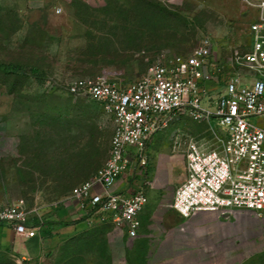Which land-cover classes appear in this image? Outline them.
<instances>
[{"label":"rangeland","instance_id":"374dc122","mask_svg":"<svg viewBox=\"0 0 264 264\" xmlns=\"http://www.w3.org/2000/svg\"><path fill=\"white\" fill-rule=\"evenodd\" d=\"M254 19L243 0H0V206L23 202L33 220L57 218L72 189L110 157L113 119L53 83H134L159 58L187 56L205 38L227 64L248 52ZM191 137L208 140L207 126L184 117L151 140L145 178L155 183L137 238L77 223L42 260L19 261L0 246V264H264V216L184 218L173 209Z\"/></svg>","mask_w":264,"mask_h":264},{"label":"built area","instance_id":"2783aa9c","mask_svg":"<svg viewBox=\"0 0 264 264\" xmlns=\"http://www.w3.org/2000/svg\"><path fill=\"white\" fill-rule=\"evenodd\" d=\"M243 2L255 14L250 47L227 64L216 58L214 41L205 38L187 56L159 58L134 83L99 76L50 86L96 102L115 125L109 159L68 197L77 219L90 226L109 224L120 235L137 238L149 202V144L184 117L205 124L209 138L187 140L186 179L176 189L173 209L184 218L206 212L230 218L242 210L264 215V128L253 122L264 118V0ZM212 85L221 89L215 98L209 95ZM122 179L131 181L128 189L116 191ZM0 225L33 239L42 219L33 220L18 202L0 206Z\"/></svg>","mask_w":264,"mask_h":264},{"label":"crops","instance_id":"0c3cea01","mask_svg":"<svg viewBox=\"0 0 264 264\" xmlns=\"http://www.w3.org/2000/svg\"><path fill=\"white\" fill-rule=\"evenodd\" d=\"M158 1L165 5H173L178 2V0H158ZM253 122L257 124L258 126L264 128V118H255ZM185 179H186V166H185V176L182 179H178L176 182L179 183V186H180L185 181ZM173 180H174L173 176L171 175V172H170V174L168 175V182L172 183ZM150 183H151L150 188H152V186H154L155 181L153 182L150 181ZM128 185L129 184L125 180L123 179L119 180L115 186V190L125 191L128 189ZM147 195H148V192H147ZM148 199H149V196H148ZM144 211L140 215V220L142 218ZM207 213L208 212L204 214H207ZM76 215H77V211L75 207L72 204H69L67 209L57 212V218L54 217L52 219L51 218L46 219L45 221H52L55 224L59 222H68L72 220L73 216L75 217ZM68 223H72V222H68ZM77 223L85 224V222L83 223V221L75 222V223L73 222L69 226H57L54 224L53 230L51 231L52 233L51 237H44L39 232L38 236L33 239H27L23 236L16 234L13 228L10 226L0 225V246L8 247L9 249H11L14 256L19 261L36 263L37 261L42 260L44 256L47 255L48 252L51 251L54 247L62 244L64 237H65L64 235L67 231H72V232L78 231V226L80 224H77ZM141 227H142V220H141Z\"/></svg>","mask_w":264,"mask_h":264},{"label":"trees","instance_id":"16d2710c","mask_svg":"<svg viewBox=\"0 0 264 264\" xmlns=\"http://www.w3.org/2000/svg\"><path fill=\"white\" fill-rule=\"evenodd\" d=\"M38 223H40V221H38ZM55 223L52 222V221H45V220H42V229L40 231V233L44 236V237H51L52 236V233L51 231L53 230V225ZM72 223H68V222H59V223H56L55 225L57 226H69L71 225ZM100 226H107L109 224H98ZM97 226V225H95Z\"/></svg>","mask_w":264,"mask_h":264}]
</instances>
